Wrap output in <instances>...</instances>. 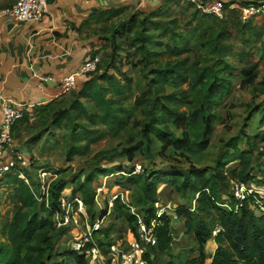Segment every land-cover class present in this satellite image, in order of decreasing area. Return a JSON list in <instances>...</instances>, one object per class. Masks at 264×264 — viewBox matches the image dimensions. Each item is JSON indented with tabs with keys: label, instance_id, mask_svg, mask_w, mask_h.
<instances>
[{
	"label": "trees",
	"instance_id": "1",
	"mask_svg": "<svg viewBox=\"0 0 264 264\" xmlns=\"http://www.w3.org/2000/svg\"><path fill=\"white\" fill-rule=\"evenodd\" d=\"M168 1L183 3L180 0ZM257 1L262 0L241 2ZM166 5L150 12L139 10L130 12L126 15L129 19L104 28L99 35L101 47L93 52L97 54L104 50L107 53L112 46L113 60L117 49L116 37L126 38L137 33L136 50L143 53L144 57L139 63L145 66L154 65L149 69L147 90L143 93L145 97L141 96L143 98L135 102V107H139L144 118L138 123L141 126V138L131 142L124 150L127 164L111 161L102 164L95 156L88 169L69 175H65L68 173L67 168L53 169L52 166L42 165L57 177L60 176L57 181L56 177L50 183L48 196L43 194L39 180H33L32 168L15 169L5 173L0 179V186L5 183L12 188L16 196V209L12 218L0 228L4 237L0 240V264H101L91 263L87 254L88 245L82 250L58 247L56 237L64 235L65 231L59 234L56 216L64 211L62 198L65 197V190L70 185L68 199L73 201L79 196L92 223L105 218L109 212V201L104 208L98 209L96 195L97 188L103 185L104 190L100 193L99 200L102 198L107 187V182H102V179L110 177H114L117 184L133 185L136 188L135 202L142 207V210H139L131 204L133 201L126 202V197L122 199L118 196L114 200L113 214L127 224V236L132 234L137 236L138 229V217L132 212L131 207H135L149 225L156 219L158 243L152 248V252L146 255L148 264H158V261H164L163 264H264V213L258 214L250 207L252 197L243 201L237 209H226L222 206L225 198L232 204L235 203L229 192L233 179L247 183L259 181V176L254 174V170L256 162L262 163L264 167V149L261 150L259 147V144L264 142V130L250 135L243 128L239 134L225 143L224 150L215 164L209 168H199L193 164L189 168H183L179 167V164L170 163L172 160L169 164H161L152 159L154 151L152 146L155 141L159 143L157 155L165 159H171L173 156L176 159L187 158L197 150L206 148L216 119L213 109L225 90L230 89L228 76L229 70L232 69L227 64L225 68L218 65L207 66L196 70L191 76L187 48L168 42L156 45L155 42L153 49H147L138 28L144 26L155 14L167 11L170 6ZM188 5L194 9L192 5ZM235 11L237 10L229 11L223 19L201 14L222 22L233 16ZM108 13L117 16L119 12L110 10ZM114 61L116 60L111 61L112 65L117 68ZM101 63L97 72L101 69ZM259 66L258 61H248L240 69L241 88L246 89L256 84ZM227 70L228 76H223L222 73ZM96 73L79 76L76 89L62 94L59 100H53L44 106L36 104L30 106L39 114L42 112V115L39 125L32 130L33 135L27 146L30 142L34 144L41 140L45 143L46 134L52 131L59 133L60 129H63L70 138L66 153V159L70 162L73 156L89 154L92 145L107 135H118L130 125V112L128 113L122 105V101L127 99L133 79L121 72V68L114 72L106 66L104 70ZM81 78L84 80L79 83ZM187 83L200 85V98L194 104L190 98V90L183 88ZM167 87L174 90L167 92ZM21 109L24 115L16 121L13 131L30 121L26 105ZM249 109L248 120L258 114L264 123V101L258 107L250 105ZM49 127L50 130H47ZM242 136L246 138L245 146L240 145ZM99 153H102L100 156L105 155L102 151ZM113 155L119 157L120 154L115 152ZM145 158L152 159L148 167L144 164ZM137 164L142 166L143 173H134ZM21 171L29 183L20 177ZM160 184L172 186L184 197L187 191L193 190L195 206L180 205L176 208L174 216L165 211L158 217L154 205L158 199ZM224 185H227L226 192L222 191ZM121 193L124 196V193ZM74 205L76 206V203ZM205 212L210 215H203ZM210 216L216 224L206 220ZM180 219L184 220L186 234L197 244L198 255L193 258H187L188 256L182 258L181 254L177 255L172 250L176 239L175 220ZM109 225L95 232V238L103 251H106L105 245L112 240L110 233L113 226ZM211 240L215 241L216 248L210 262L207 263L206 247ZM161 255L166 259L160 260Z\"/></svg>",
	"mask_w": 264,
	"mask_h": 264
},
{
	"label": "rangeland",
	"instance_id": "2",
	"mask_svg": "<svg viewBox=\"0 0 264 264\" xmlns=\"http://www.w3.org/2000/svg\"><path fill=\"white\" fill-rule=\"evenodd\" d=\"M0 1L2 3H7V0ZM15 1L16 0H14V2ZM212 18L196 12L186 2H175L172 3L167 11L155 14L144 26L138 28L141 32V40H145L144 43H146V48L149 50L154 48L155 42L156 45L160 42H168L180 46L181 48H187L186 55L190 57L189 73L191 76L196 70H201L207 66L218 65L221 68H225L227 64L232 68L229 70V76L226 75L227 73L229 74L228 70L222 73L223 76H228L230 78V89L225 90L221 98H219L218 102L215 104L213 109V112L216 114L214 129L206 148L197 150L196 153L188 155L187 158L181 157L180 159V157H178L179 159H176L173 156L171 159H165L157 155L159 143L155 141L152 146L154 149L152 152V159L157 160V162L161 164H169L170 160H172L170 163L179 164L178 166L183 168H189L192 164L199 168H209L215 164L216 159L224 150L225 143L231 137L239 134L243 128L250 135L260 133L264 130V123L260 115L255 114L251 120H248L250 115L249 106L253 104L258 107L264 101V16L252 18L244 22L239 12L235 11V14L226 21L219 22L214 17ZM127 19H129V17L122 16L117 18V22L122 20L120 22L122 23L123 20L125 21ZM136 34L137 33H134L126 38L121 36L116 37L115 44L117 49L113 60H116L114 64L117 68H114L112 65V46L109 47L107 53L104 50L98 52L102 62L100 71L104 70L106 66L114 72H117V69L121 68V72H124L133 79V83L129 88V95L126 100L122 101V105L128 110V113L130 112V125L120 131L118 135H107L102 140L92 145L89 154L85 156H73L70 162L66 159V153L70 143L69 134L63 129H60L61 131H59V133H57L58 131H52L48 135H45V138H47L45 143L42 141L41 144H37L38 148L36 151L39 153L38 156L42 157V159L39 160L42 165L52 166L53 169L67 168L68 173L65 175H69L82 169H88L94 161L95 156L102 164L109 161L118 164L121 163L123 165L127 164V157L124 150L131 142L141 138V126L138 125V123L144 118L142 114H140L139 107H135V102L137 99L143 98L141 96H144L143 93L147 90V81L150 77L149 69L154 66L153 64L145 66L139 63L144 57L143 53L136 50L138 46V42L135 39ZM103 35H105V33H103ZM164 58L168 59L166 57ZM248 61L259 62L258 78L255 85L243 89L240 87L241 77L239 72ZM183 88L188 89V91L190 90V98L193 104L199 100V84L194 85L193 83H187ZM173 90L172 87H167V92H172ZM47 130H50V127ZM48 136H50V139H48ZM240 145H246V138L244 136L241 137ZM259 147L264 148V142L260 143ZM100 151L104 152L105 155L100 156L99 154H102L99 153ZM115 152L120 154L119 157H114L113 154ZM105 158H107V160ZM152 159L145 158L144 164L146 167L150 166ZM38 168L39 166L35 164L32 166L31 176L34 181L38 179ZM140 172L143 173V170ZM254 174L258 176L264 175L262 163L256 162ZM2 177L3 176H1L0 179ZM59 178L60 176H58L55 181ZM2 182L4 181L2 180ZM102 182H107V187L102 198L98 201V204L96 203L98 209L104 208L107 201L110 203L112 196L117 193L116 191L113 192L115 190V185H121L120 189L123 188L124 190L123 193L124 197H126V202L130 203V201H133L131 204L138 207L139 210H142V207L135 202L134 196L136 195V188L133 185L117 184L118 182L114 177L109 179L103 178ZM226 189L227 185H224L222 191L225 190L224 192H226L228 190ZM65 192V196L68 198L70 196V185ZM192 193L193 190L187 191L184 197L182 194L176 192L172 186L160 184L159 195L156 201L159 202V206L156 207L157 205L155 203L154 209L158 210L161 207L166 212L168 211L171 216H174L176 208L180 205L195 206ZM197 195L198 194H196V196ZM114 200L112 202L113 204H109L108 215L105 217L99 230H101L103 226L105 227L110 224L109 226H113L110 237H115L116 240H119L124 235H128V228L125 222L114 216ZM121 201L122 200H120V202ZM15 207L16 196L12 188L2 183L0 186V228L12 218L16 209ZM202 214L210 215L206 212ZM206 220H209L211 224L214 223L211 216L206 218ZM214 227H216V225ZM68 228L71 230L70 226H68ZM175 228L174 236L176 239L172 248L173 252L177 255L181 254L182 258L186 256H188L187 258L197 256V244L191 236L186 234L184 220H175ZM64 231V235L60 234L61 236L56 237L58 247L62 249L71 248L72 241L80 235V232L77 229L73 231ZM3 238L0 230V240H3ZM99 238L100 235L98 234L97 239ZM214 246L215 245L207 246V263L211 260ZM164 259H166V257L161 255L160 260ZM163 263L164 261H158V264Z\"/></svg>",
	"mask_w": 264,
	"mask_h": 264
},
{
	"label": "crops",
	"instance_id": "3",
	"mask_svg": "<svg viewBox=\"0 0 264 264\" xmlns=\"http://www.w3.org/2000/svg\"><path fill=\"white\" fill-rule=\"evenodd\" d=\"M0 1V9L11 6ZM171 6L168 0H51L43 19L36 22L14 23L0 19V90L6 99L26 104L30 121L13 131L14 148L25 156L37 155V143L30 142L32 130L40 123L42 112L31 105L44 106L62 96L61 82L85 64L99 49L101 31L130 12H150L160 6ZM166 5V6H167ZM117 10L118 15H109ZM13 24L12 27H9ZM98 54V53H97ZM84 78L79 80L82 82ZM2 100L0 99V120ZM21 129V130H20ZM26 141V143H24ZM14 154L5 152L4 160ZM39 160L42 157L38 156ZM111 178V177H110ZM115 185L113 192H124ZM98 204V202H96ZM181 220V219H180ZM208 245H215L214 240ZM207 245V246H208ZM62 249V248H61ZM207 249V247H206Z\"/></svg>",
	"mask_w": 264,
	"mask_h": 264
},
{
	"label": "built area",
	"instance_id": "4",
	"mask_svg": "<svg viewBox=\"0 0 264 264\" xmlns=\"http://www.w3.org/2000/svg\"><path fill=\"white\" fill-rule=\"evenodd\" d=\"M193 6L194 9L204 14L214 15L219 19H223L231 10H237L242 21L246 22L252 18L264 16V0L257 2L241 1H225V0H180ZM50 0H16L11 6L0 9V19L8 18L14 23L36 22L43 19L48 11ZM101 57L99 54H92L89 60L83 64L78 70L63 78L61 82L62 92L66 94L76 89L78 85V77L85 74L96 73L99 69ZM1 70V64H0ZM1 81V76H0ZM0 99L2 100V118L0 120V177L9 171L15 169L32 168L35 164L39 166L37 169L38 180L41 183L43 194L48 196L50 183L57 177L55 173L42 166L37 155L30 157L25 156L23 151L14 148L13 127L16 121L23 117L21 107L26 104L15 103L10 99L4 98L0 90ZM33 106V105H31ZM261 150L264 148L261 147ZM11 150L14 156L5 159V152ZM264 164V162H263ZM142 166L136 165L134 173H140ZM20 177L29 183L24 172H20ZM104 186L97 188L96 202L99 201V195L103 192ZM230 194L234 199V204L224 199L222 206L226 209H237L245 200L251 197L253 201L250 207L258 214L264 213V175L259 176V181L244 182L239 179L231 181ZM120 196L122 193H116L112 196L110 203ZM76 203V206L74 205ZM109 203V204H110ZM156 207L159 202H156ZM63 213L56 216L57 227L65 226L68 231L77 229L80 235L71 243L74 250H82L86 245L87 254L91 263L100 262L101 264H148L146 255L152 252V248L157 246L156 236V219L151 224L144 221V216L137 212L135 207H131L132 212L138 217L137 236L124 235L119 240L115 237L105 245L106 251H103L100 243L95 238V232L98 231L105 218L90 222L83 200L78 196L70 201L68 198H62ZM165 210L159 208L157 216L160 217ZM71 227V230L68 228Z\"/></svg>",
	"mask_w": 264,
	"mask_h": 264
},
{
	"label": "water",
	"instance_id": "5",
	"mask_svg": "<svg viewBox=\"0 0 264 264\" xmlns=\"http://www.w3.org/2000/svg\"><path fill=\"white\" fill-rule=\"evenodd\" d=\"M12 26H13V24H10L9 27H12ZM65 229H66L65 226H61V227L59 228V234H62V233L64 232Z\"/></svg>",
	"mask_w": 264,
	"mask_h": 264
}]
</instances>
